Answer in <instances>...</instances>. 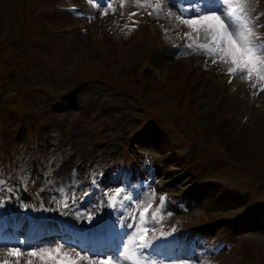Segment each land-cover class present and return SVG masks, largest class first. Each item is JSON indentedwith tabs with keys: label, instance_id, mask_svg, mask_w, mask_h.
I'll use <instances>...</instances> for the list:
<instances>
[{
	"label": "rangeland",
	"instance_id": "1",
	"mask_svg": "<svg viewBox=\"0 0 264 264\" xmlns=\"http://www.w3.org/2000/svg\"><path fill=\"white\" fill-rule=\"evenodd\" d=\"M195 2L0 0V222L9 223L0 236L51 248L91 244L90 209L128 233L133 213L152 198L151 221L164 197L150 227L171 226L175 241H153L154 264H264V81L254 73L229 83L221 78H230L229 64L186 46L203 42L185 40L190 29L177 26L178 9ZM247 2L264 34V0ZM84 81L77 103L59 102ZM163 134L172 147L159 144ZM103 170L113 175L102 179ZM207 183L241 191L245 204L216 211ZM117 186L133 200L122 201ZM73 197L71 214L55 210ZM7 251L0 247V261L16 264ZM29 259L40 264L26 254L19 264ZM89 260L100 258L81 264Z\"/></svg>",
	"mask_w": 264,
	"mask_h": 264
},
{
	"label": "snow or ice",
	"instance_id": "2",
	"mask_svg": "<svg viewBox=\"0 0 264 264\" xmlns=\"http://www.w3.org/2000/svg\"><path fill=\"white\" fill-rule=\"evenodd\" d=\"M107 0H97L100 7H104ZM163 3L172 6V0H163ZM107 6L110 8L111 4ZM159 9L160 5H156ZM178 25L186 26L190 29L189 33H185V40L203 41L202 43L186 46L189 49H198L200 52L212 59L213 63L220 60L222 63L229 64L228 74L229 83L231 78L241 75L242 79L251 80L253 74H257V81H264V40L256 36V16L251 14L250 4L247 0L233 5L227 0H196L192 5L181 6L178 9ZM103 14H107L106 12ZM152 15V13H149ZM131 15H136L132 13ZM169 17L171 13L168 14ZM255 87V85H253ZM264 90V89H260ZM5 181L0 180V188L3 187ZM9 192L13 189L9 188ZM44 189H41L43 192ZM120 196L119 193L116 194ZM55 199V198H54ZM122 201H131L132 197L124 195ZM152 198L148 199L150 207ZM111 200L109 204L111 205ZM166 201L164 197L160 198L159 207L153 214L152 220L145 219L144 208L139 212V216L135 213L132 215V222L125 223L124 228L132 229V232L125 233L118 230L115 223H109L100 213V209H90L87 214L89 227L84 231L93 234L97 238H102V244H84L79 241H64L60 247L51 248L42 244H32L28 239L16 238L8 240L0 236V247L7 248V255L15 258L16 264L26 254L29 258H37L40 264H81V259L88 260V257H99V264H154L151 256L147 255V250L157 247L153 243L154 240L172 236L175 232L165 233L163 230L151 228V224L157 221V213L164 211ZM75 197H73V205ZM0 207H3L0 204ZM25 209L29 205H23ZM44 211H52L53 209L43 208ZM142 208V205H137ZM61 208L66 209L62 215H69L73 212V207L68 204L67 198L57 202L56 211ZM131 208V204H129ZM171 215V212L168 213ZM78 218L84 219V213H78ZM151 235L149 236V232ZM127 240V243H125ZM65 247L77 250L74 258L68 252H64ZM86 253V256H81ZM0 264H9L8 260L0 261ZM25 264H32V259L25 261ZM88 264H93L89 260Z\"/></svg>",
	"mask_w": 264,
	"mask_h": 264
},
{
	"label": "trees",
	"instance_id": "3",
	"mask_svg": "<svg viewBox=\"0 0 264 264\" xmlns=\"http://www.w3.org/2000/svg\"><path fill=\"white\" fill-rule=\"evenodd\" d=\"M201 111V110H199ZM219 124V123H217ZM159 144H163L165 147H172L173 143L172 140L167 137L166 134H163L161 137H156ZM256 182H254L255 184ZM211 185V186H210ZM206 190L208 191V197L212 196L214 204H217V208L215 209H222L224 206L227 210H230V207L236 206L241 207L245 204V200L243 199V194L238 192L237 190H227V189H214L212 184H207ZM222 195V198H220ZM211 200V199H210ZM212 205V204H211ZM214 206V205H213ZM208 213V211H205Z\"/></svg>",
	"mask_w": 264,
	"mask_h": 264
},
{
	"label": "water",
	"instance_id": "4",
	"mask_svg": "<svg viewBox=\"0 0 264 264\" xmlns=\"http://www.w3.org/2000/svg\"><path fill=\"white\" fill-rule=\"evenodd\" d=\"M86 85H87V82H84L83 84L77 86V88L73 89V91L64 94L60 99H61L62 101L65 100V101H69V102H75V101H77L76 96H77L78 92H79L81 89H83L84 86H86ZM24 199H27V198L24 196V197H23V200H24Z\"/></svg>",
	"mask_w": 264,
	"mask_h": 264
},
{
	"label": "bare ground",
	"instance_id": "5",
	"mask_svg": "<svg viewBox=\"0 0 264 264\" xmlns=\"http://www.w3.org/2000/svg\"><path fill=\"white\" fill-rule=\"evenodd\" d=\"M70 8H75V5H73V6H69V9ZM230 79V78H229ZM229 79H228V81H229ZM231 82H232V79H231ZM170 170H173V169H170Z\"/></svg>",
	"mask_w": 264,
	"mask_h": 264
}]
</instances>
